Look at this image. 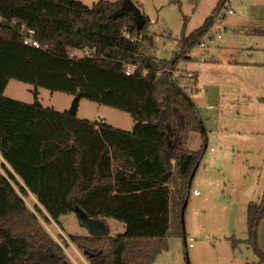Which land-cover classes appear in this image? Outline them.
I'll return each mask as SVG.
<instances>
[{
    "label": "trees",
    "instance_id": "trees-1",
    "mask_svg": "<svg viewBox=\"0 0 264 264\" xmlns=\"http://www.w3.org/2000/svg\"><path fill=\"white\" fill-rule=\"evenodd\" d=\"M121 1L0 0V154L20 179L2 165L0 264H71L27 206L29 194L44 220L58 222L77 209L124 224L113 236L69 235L89 264H151L167 235L184 225L205 153V144L191 150L185 143L192 132L205 141V128L191 91L173 73L214 26L225 0L181 35L180 53L170 60L143 51L151 39L147 17L139 30L129 14L109 17ZM20 24L33 30L39 47L23 43ZM85 48L91 55L68 56ZM11 79L126 112L134 124L123 130L8 98L3 92ZM263 215L264 191L247 204V239L231 237L232 246L244 241L257 255L256 263L244 264H264L256 235Z\"/></svg>",
    "mask_w": 264,
    "mask_h": 264
},
{
    "label": "rangeland",
    "instance_id": "rangeland-1",
    "mask_svg": "<svg viewBox=\"0 0 264 264\" xmlns=\"http://www.w3.org/2000/svg\"><path fill=\"white\" fill-rule=\"evenodd\" d=\"M79 1L91 5L98 0ZM133 1L149 19L151 39L143 51L165 60H170L176 53L181 35L200 27L219 3V0ZM253 3L258 2H232L234 13L223 18L222 26L211 28L213 39L203 37L201 41L205 42V47L194 46L188 53L193 59L179 61L176 65L173 76L181 87L193 93L191 99L205 128V141L199 133L192 132L187 135L185 147L199 150L205 144V153L191 181L184 225L177 233L167 235L166 247L155 255L151 264H244L258 261L256 253L246 242L232 246L231 237L247 239V204L258 202L264 191V101L243 96L246 92H242L239 79L245 76L239 73V67H229L224 61L213 63V58L222 61L234 54L233 57L238 55L241 59L246 54V50L240 49L244 48L246 37L251 36L232 30L231 25H247L252 19H264L260 4L254 7ZM228 47L236 50L230 52L226 50ZM75 54L79 56L81 52L75 51ZM193 74H196L197 81ZM3 94L29 104L37 100L43 107L56 111L68 110L75 97L35 88L15 79L8 81ZM75 115L97 119L123 130H130L134 124L126 112L84 98L78 100ZM252 118H259L262 122L259 125L262 132H246L251 128L245 123ZM23 199L37 213L44 230L62 247L69 263L89 264L84 253L69 240V235H88L76 211L61 215L58 222L44 220L34 207L36 198L27 195ZM100 220L109 236L125 230L124 224L115 219ZM189 239L192 246H188Z\"/></svg>",
    "mask_w": 264,
    "mask_h": 264
},
{
    "label": "crops",
    "instance_id": "crops-1",
    "mask_svg": "<svg viewBox=\"0 0 264 264\" xmlns=\"http://www.w3.org/2000/svg\"><path fill=\"white\" fill-rule=\"evenodd\" d=\"M257 2L258 3H253V6L256 7L257 5L260 4L261 8L264 10V0H257ZM236 3L240 4L241 1L236 2ZM138 7L141 10L140 5ZM143 15L147 17L145 14ZM226 15H230V14H224L220 22L214 24V26H217V25L222 26L223 24L222 20ZM251 21L252 22H250L247 25H242V24L231 25L233 28L232 30H235V31L240 30L239 31L240 33L245 34L247 36H251V37H246L245 40L247 42L243 45L244 48L240 49L241 51L246 50V54L242 56L241 59H239L238 55H235V57H233L234 54L230 56L231 58L224 57L222 61L219 60L218 58H213L214 60L213 63L219 64V63H223L224 61L225 63H227L229 67L231 65H233L234 67H239L240 68L239 73L242 76H245L242 79L241 78L239 79V86L241 87L242 92H246L244 93L245 95L243 96L245 98L247 97L250 100L254 99L256 101L258 100L261 102L260 99L264 98V95H262L264 94V19H262L261 21L252 19ZM238 26H241V27H238ZM226 50H229L230 52H232L236 49L228 47V49ZM189 58L190 59L187 61H191L193 59V57L190 54H189ZM193 76L195 80L197 81L196 74H193ZM191 95H190V98H191ZM217 97L219 98L218 95ZM92 121H99V120L94 119ZM260 124H262V122L259 120V118H252L250 122L245 123V125H248L251 128V130L246 131V132H251V133L262 132L263 130H259V128L261 127L259 126ZM2 165H5L7 169L14 174L10 166L3 160L0 154V172L1 173H3L1 169ZM16 178L20 180L17 176ZM29 195L34 197L32 194H29ZM256 235H257L258 247L264 253V215L261 217L258 223Z\"/></svg>",
    "mask_w": 264,
    "mask_h": 264
},
{
    "label": "water",
    "instance_id": "water-1",
    "mask_svg": "<svg viewBox=\"0 0 264 264\" xmlns=\"http://www.w3.org/2000/svg\"><path fill=\"white\" fill-rule=\"evenodd\" d=\"M125 14H129L136 28L139 30L143 28L145 25V18L142 14L140 8L132 1V0H122L120 7L114 10L110 14L111 19H116L118 17L124 16ZM79 100L78 96H75L72 102V106L67 110L68 112L75 114L77 110V102ZM79 214V221L88 231V235L91 236H104L107 235L108 231L104 223L101 222L100 219L89 218L83 212L79 210H75ZM66 264V262L62 263Z\"/></svg>",
    "mask_w": 264,
    "mask_h": 264
},
{
    "label": "built area",
    "instance_id": "built-area-1",
    "mask_svg": "<svg viewBox=\"0 0 264 264\" xmlns=\"http://www.w3.org/2000/svg\"><path fill=\"white\" fill-rule=\"evenodd\" d=\"M240 1L241 0H225L223 5L220 8L218 14H217V20H216L215 24L220 22V20L222 19L224 14H233L234 13V9L231 7V3L232 2H240ZM19 30L24 32V35H25L24 40H23L24 44L31 45V46H34V47H39L40 46L39 42L36 39H34V37H33V30L32 29H28V28H26V26L24 24H20ZM211 30L208 31L204 35V38L210 39V40L213 39V35L211 33ZM199 45L202 46V47H205V42L202 41ZM75 51H80L81 55L77 56L75 54ZM92 52H93V50L90 49V48L70 49L68 51V56L70 58H77V57H81V56L91 55ZM176 53H180V48L176 49ZM132 68H133V66H128L126 73L128 74L129 71H131ZM193 193L195 195H198V192L196 190H193ZM188 246H192V242H191L190 239H189V242H188Z\"/></svg>",
    "mask_w": 264,
    "mask_h": 264
}]
</instances>
